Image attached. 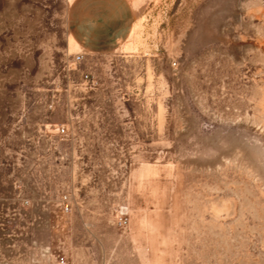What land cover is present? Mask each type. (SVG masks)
<instances>
[{"label": "rangeland", "instance_id": "obj_1", "mask_svg": "<svg viewBox=\"0 0 264 264\" xmlns=\"http://www.w3.org/2000/svg\"><path fill=\"white\" fill-rule=\"evenodd\" d=\"M0 264H264V0H0Z\"/></svg>", "mask_w": 264, "mask_h": 264}]
</instances>
